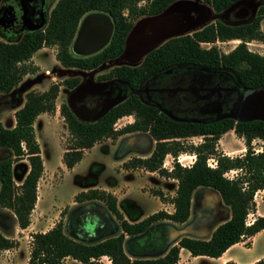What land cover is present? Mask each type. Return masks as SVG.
<instances>
[{
    "label": "trees",
    "instance_id": "obj_1",
    "mask_svg": "<svg viewBox=\"0 0 264 264\" xmlns=\"http://www.w3.org/2000/svg\"><path fill=\"white\" fill-rule=\"evenodd\" d=\"M174 0H57L48 20L38 29L26 31L17 41L0 39V92L10 93L21 79L36 67L31 64L33 54L43 47H56L55 58L62 66L61 73L92 71L107 67L120 57L127 33L135 20L162 11ZM220 13L239 0H204ZM144 2V4H140ZM104 12L113 22L109 43L88 56H76L70 50L80 20L89 12ZM264 19V0L255 16L243 23L230 25L215 20L199 30L170 38L150 51L136 66H111L101 73L99 80L121 79L131 92L93 121L80 119L69 101L60 105L69 134L72 137L62 154V162L70 169L79 162L86 149L104 138H116L125 133L139 132L151 143L146 158H132L126 167H143L176 179L177 187L170 198L173 211L158 210L143 219L130 222L124 218L114 194L101 188H89L74 195L75 206L67 219L58 220L45 232L31 234L26 264H65L67 257L82 264H104L108 256L111 264H176L179 250L186 248L192 256H220L229 246L264 229V215L247 224V216L255 211V193L264 190V120H241L233 117L195 121L178 120L152 104L145 103L137 90L151 74L166 66L186 63L205 69L226 70L232 73L242 88L264 86V55L250 50L246 42H264L260 29ZM239 39L241 42L228 52H221L217 41ZM202 43H210L205 47ZM56 72L58 70H55ZM77 73V72H74ZM61 75V74H59ZM82 78L69 75L43 92L25 89L24 103L15 109V125L0 121V252L15 248L18 241L11 237L17 225H30L31 212L37 200V185L44 172L40 145L35 136L34 121L44 112L55 110V99L63 85L76 90ZM134 116V121L114 129L120 117ZM233 131L243 138L246 149L230 156L219 152L216 143L224 133ZM202 136L197 145L185 146L180 139ZM254 139L263 142L260 152L253 151ZM182 151L196 155L190 167L174 162L171 170L162 167L166 154L177 156ZM213 157L215 165H208ZM21 160H26L24 166ZM233 171V176L226 175ZM15 176L20 183L15 182ZM210 189L221 198L223 218L208 238L182 235L174 240L176 229L185 225L191 214V201L196 190ZM162 201L161 191H154ZM97 214V215H96ZM98 217V228L90 231L85 222ZM66 228L71 235L66 233ZM251 264H264L260 259Z\"/></svg>",
    "mask_w": 264,
    "mask_h": 264
},
{
    "label": "rangeland",
    "instance_id": "obj_2",
    "mask_svg": "<svg viewBox=\"0 0 264 264\" xmlns=\"http://www.w3.org/2000/svg\"><path fill=\"white\" fill-rule=\"evenodd\" d=\"M7 1L20 10V19L18 20V23L11 27L12 30L7 32L8 34H0V39L7 42L17 41L24 32L38 29L41 25L43 26L46 20H48L50 11L53 7L52 5L56 2V0H43V17L41 18V24L40 26L33 27L34 24L25 14V10H23V0H0V9ZM199 2L205 3L204 0H199ZM245 2V4L242 3L238 6H246L247 8V4L256 6L255 13L252 16L250 15V10L248 8L249 15H246H248L247 19L250 20L255 16L257 8L263 0H246ZM140 4L142 5L144 2H141ZM209 7L214 16H212L204 25L214 22L215 20H221L222 22L231 25L239 23V21H228L226 19L227 15L225 14V10L217 13L211 6ZM260 29L264 32V19L261 21ZM0 30L5 31L8 29L0 27ZM238 44L239 42L233 40L216 43L221 52H228ZM247 47L254 52L264 55V42L262 41L252 40L248 43ZM43 48L44 49L41 48L37 50L34 58L33 56L31 58V64H33L36 69L33 72L26 74L18 83L16 89L12 92H0V121L7 127H11L15 124V109L20 107L25 101L26 92L24 87L27 89H33L36 92H43L48 89L50 85L61 83L63 77L78 74L82 78L81 80H83L84 77L106 72L112 66L108 65V63L106 68L103 67L97 70L85 72L76 70L74 72L77 73H66V71L61 73L60 69L62 66L55 58L56 47L51 46ZM115 60L116 61L114 62H116V64H120V57ZM175 65L176 64L172 66ZM187 66L189 67L190 76L193 74L195 76L200 75L203 78H206L210 71H212V69H205L197 65L187 64ZM54 69L58 71H53ZM221 71L227 72L226 70ZM178 77L179 76H177V78ZM177 78L169 77L163 81L160 78L154 82H151L152 80H147L142 85V88H144V91H148L149 88H156L158 85H170L171 82L173 83ZM131 91L130 86L125 83L117 102L124 100ZM217 91H219V89H217ZM242 91L248 92V89L243 88ZM242 91L239 92L240 98L244 93ZM73 92L74 90L70 91L61 85L55 99V110L53 112H44L39 115L35 121V136L40 145L41 156L46 166V172L41 178L40 187L44 185L48 188L47 200L48 202H53L54 205L49 204L48 207L42 211L40 210V207H37L35 211L31 213V223L34 222V225L31 228L29 227L30 229L21 230L19 227L14 229L11 233V237L18 241V245L15 248L0 252V264H26L29 257L31 234L33 232H40V230H46L51 225L53 226L56 218H62L65 221L69 211L75 206L74 198L72 197L74 191H80L86 187H88V189L101 188L114 194L118 200L119 210L123 211L132 221H136L141 217L143 218L145 215L151 214L157 210H166L168 212L173 211V205L169 200L174 195L176 189L177 183L174 178L161 175L155 171H148L143 167H126L124 165L125 162H128L132 158L148 157L151 152L149 150H151V148L153 149L155 144L154 141L151 143V146L147 147L149 150L145 148L144 151L141 152L137 150L139 147L136 148L135 146L126 143L120 148L121 140L129 137L131 134L125 133L114 139L104 138L96 142L91 148L86 149L82 159L77 162L73 168L68 169L64 165L62 162V154L71 142L72 137L69 134L67 124L60 113V105L64 101H69ZM155 92L156 91H154V93ZM250 118L251 116H249V113H245V110L242 109L236 119L247 120ZM128 121L133 122L134 117L126 116L119 121V124L123 127L126 124H129ZM123 123H125V125H123ZM180 140L185 146H188L201 143L203 138L201 139V137L192 136ZM261 146L263 147V143L258 139H254L251 143V147L260 148ZM216 149L224 154L234 156L244 152L246 146L243 138L236 135L233 131H228L221 135L216 143ZM192 154L193 153H190L189 151H182L178 155H184L185 160H188L189 156ZM171 155L165 156L164 160L171 159ZM1 157L2 151H0V158ZM214 161V158L213 160H209L211 164H214ZM21 162H23L24 166L28 165L26 160H21ZM173 164L174 163L172 162V165ZM165 169L169 171L170 168L168 167ZM233 174L234 173L230 171L226 175L231 177ZM15 182H17V184L20 182V179L16 176ZM155 190L161 191L166 198L165 201H162L157 196L163 203L160 205V208H158L159 200L154 194ZM39 194L41 196V193ZM42 199H44V197ZM255 200L261 201V207L264 210V200L262 201L260 192H257L255 195ZM42 215L45 217V224L39 225ZM251 217H253V215H251ZM85 228L90 231H95L98 228V217L96 216L94 219L86 221ZM66 233L71 235L67 228ZM101 260L102 262H106L107 258L102 257Z\"/></svg>",
    "mask_w": 264,
    "mask_h": 264
},
{
    "label": "flooded vegetation",
    "instance_id": "obj_3",
    "mask_svg": "<svg viewBox=\"0 0 264 264\" xmlns=\"http://www.w3.org/2000/svg\"><path fill=\"white\" fill-rule=\"evenodd\" d=\"M262 3L263 2H261V4ZM22 5L25 14L34 24L33 27L40 26L41 18L43 17V0H23ZM245 9L248 8L246 6L234 8V10L227 15L226 19L231 22L248 20L249 13L248 15L240 16ZM19 11L20 10L9 3V1H7L4 6H1L0 27L8 30H0V34H8L7 32L12 30L11 27L18 23L20 19ZM119 65L120 64H114L112 66ZM100 74L84 77L81 82L82 87L89 85L102 86L101 91L98 93L88 94L77 102V105H83L86 107V110L89 111L87 113V121L94 120L95 113L104 103L119 97L126 83L121 79L99 80L98 76ZM177 76L179 77L177 78ZM189 76V67L186 63L176 64L175 66L169 65L149 75L143 81L137 93L145 103L156 106L169 117L178 120H213L218 116L230 114V112L238 108L241 99L239 92H241L243 88L232 73L228 71L212 70L206 78L193 74ZM169 77L177 78V80L173 81V83L171 82L170 85H158L156 88H149L148 91H144V88H142V85L147 80H152L151 82H154L161 78L163 81ZM217 89H219V91H217ZM154 91L156 92L154 93ZM219 103L221 105L220 109ZM126 116L133 115L130 114ZM127 134L131 135L121 140L120 148L126 143L136 148L139 147L137 150L142 152L145 148L151 146V141L146 135H140L139 132ZM147 150L149 149L147 148Z\"/></svg>",
    "mask_w": 264,
    "mask_h": 264
},
{
    "label": "water",
    "instance_id": "obj_4",
    "mask_svg": "<svg viewBox=\"0 0 264 264\" xmlns=\"http://www.w3.org/2000/svg\"><path fill=\"white\" fill-rule=\"evenodd\" d=\"M245 1L246 0H239L230 5L225 9V14L228 15L239 4L246 3ZM205 3H201L199 0H174L157 14L139 17L133 23L131 29L126 35L123 51L120 55V65L125 64L136 66L141 63L143 58L150 51L154 50L170 38L190 34L199 30L197 28L204 27V24L212 16H214L212 15L209 7L211 5ZM247 5L250 10V15L252 16L255 13L256 6L251 4ZM249 10L245 9L240 16H245L249 13ZM246 21L247 20L239 21V23ZM112 33L113 22L108 14L98 11L90 12L82 19L78 27L73 47L79 49V53L82 55L88 56L94 54L109 43ZM114 61H110L108 65L116 64ZM53 71H55V69ZM101 89V85L81 86L80 88L74 90L71 94L69 104L74 113L80 119L87 120V113L89 111L86 110L85 106L77 105V102L82 100L88 94L98 93ZM246 92L247 91L243 93L237 109L230 112V114L225 116L221 115L215 119L228 116L237 118L242 109H244L245 113H249V116H251V118L247 120H264V86L248 89L247 95ZM118 100L119 97L104 103L103 106H101V108L95 113L93 119L95 120L102 116ZM220 108L221 105L219 103V109ZM213 225L214 223L208 226V233L212 229ZM185 234H188L187 226L176 229L174 232V240Z\"/></svg>",
    "mask_w": 264,
    "mask_h": 264
},
{
    "label": "crops",
    "instance_id": "obj_5",
    "mask_svg": "<svg viewBox=\"0 0 264 264\" xmlns=\"http://www.w3.org/2000/svg\"><path fill=\"white\" fill-rule=\"evenodd\" d=\"M52 6H54V5H52ZM89 13H87V14H89ZM82 19L80 20V23H81ZM80 23H79V25H80ZM79 25H78V27H79ZM75 36H76V34H75ZM74 40L75 39H73V41L70 45L71 52L76 56H85V55H82L79 53L80 52L79 49H77L76 47H73ZM42 49H44V48H42ZM34 55H35V53L33 54V58H34ZM41 114H43V113H41ZM41 114H39V115H41ZM35 121H36V119H35ZM35 121H34V127H35ZM130 122L131 121H128V123H130ZM43 165H44V172H43V174H44L46 172V166L44 164V161H43ZM169 170H171V169H169ZM152 173H155V172H152ZM43 174H42V176H43ZM42 176L40 177V179L38 181L37 200H36L35 207L32 210V212L35 211V209L37 207H40V210L42 211L43 209H46L49 204L54 205L53 202H48V200H47L48 199L47 198L48 188L44 185H42L40 187V181H41ZM19 183L20 182H18V184ZM176 183H177V181H176ZM176 187H177V184H176ZM86 189H88V187L84 188L83 190H86ZM80 191H82V190H80ZM77 192H79V191H74L72 197H74V195ZM257 192L261 193V197H262V201H263L264 200V190H258ZM257 192L255 193V195L257 194ZM39 193H41V196ZM43 197H44V199H42ZM155 197L159 200V198L157 196H155ZM40 199H41V201H40ZM254 200H255V196H254ZM191 202H192L191 203V214H190L189 220L185 225H182L181 227H183V226L188 227V234H185V235H188L190 237H195V238H208L211 235L212 231L214 230L215 226L222 222L221 219L223 218V214H222V210H221V198L218 195V193L213 191V190L201 189L199 191L196 190L193 193ZM255 202H256L255 211L250 212L247 216L248 217L247 219L250 222H253V220L257 216L264 215V210L261 207V201L255 200ZM161 204H163V203H162V201L159 200L158 208H160ZM70 205H71V203H70ZM74 205H75V202H74ZM117 205H118V200H117ZM121 212H122L124 218H126L130 222L139 221V220L143 219L144 217H146L147 215H149V214H147L143 218L141 217L140 219H138L136 221H132L127 217V215L123 211H121ZM169 212H172V211H169ZM251 215H253V217H251ZM60 219H62V218H56V220L53 224H55ZM213 223H214V225H213L212 229L210 230V232L208 233V226L210 224H213ZM44 224H45V217L42 215L40 218L39 225H44ZM33 225H34V222H32V223L30 222V225L25 229H28L29 227L31 228V227H33ZM16 227H18V226L16 225L15 228ZM51 227H52V225L46 230H40V232H45V231L49 230ZM25 229H21V230H25ZM102 257L109 258L108 256H102ZM260 259H264V229L258 231L257 233H255L252 236L242 238L241 241H239L235 244H232L218 257H210V256H205V255L192 256L186 248L181 247L179 250V259H178L176 264H251V263H254ZM100 261H102V260L100 259ZM65 264H82V263L77 261V260H74L72 258L67 257L65 259Z\"/></svg>",
    "mask_w": 264,
    "mask_h": 264
},
{
    "label": "built area",
    "instance_id": "obj_6",
    "mask_svg": "<svg viewBox=\"0 0 264 264\" xmlns=\"http://www.w3.org/2000/svg\"><path fill=\"white\" fill-rule=\"evenodd\" d=\"M228 41H230V40H228ZM233 41H236V42H241V40H239V39H234ZM217 42H225V41H217ZM248 43L249 42H246V44L248 45ZM202 45L203 46H205V47H209V46H211V44L210 43H202ZM125 116H123V117H120L119 119H117V121L114 123V129H118V128H121L122 126H121V124H119V120H121V119H123ZM123 125H125V123H123ZM198 137H201V139L203 138L202 136H198ZM258 140H260V139H258ZM254 141V140H253ZM261 141V140H260ZM263 143V142H262ZM252 149H253V151H255V152H260V151H262V149H263V147L261 146L260 148H255V147H252ZM168 155H171V154H166L165 156H168ZM172 157H171V159H163V163H162V166L163 167H166V168H170L171 169V167H173V165H172V162L174 163L175 161L176 162H178L181 166H184V167H190L192 164H193V162L195 161V158H196V155L195 154H192V155H190L189 156V159L188 160H185V157H184V155H182V156H179V155H177L176 157L175 156H173V155H171ZM165 158V157H164ZM210 159H212L213 160V158H209L208 159V165L209 166H211V167H213L214 165H215V161H214V164H211L210 162H209V160ZM231 172H233V171H231ZM234 173V172H233ZM233 176V175H232ZM246 223L247 224H250V223H252V222H250V221H247L246 220ZM104 264H111V259L110 258H107V261L106 262H103Z\"/></svg>",
    "mask_w": 264,
    "mask_h": 264
}]
</instances>
